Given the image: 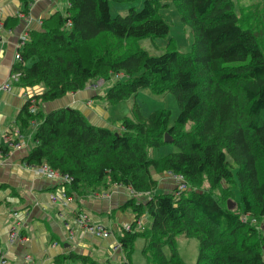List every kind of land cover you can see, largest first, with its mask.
<instances>
[{"label": "trees", "instance_id": "1", "mask_svg": "<svg viewBox=\"0 0 264 264\" xmlns=\"http://www.w3.org/2000/svg\"><path fill=\"white\" fill-rule=\"evenodd\" d=\"M109 1L67 0L64 13L43 18L41 28L29 30L17 48L21 59L11 68L18 73L17 84L43 86L26 98L16 117L20 131L36 123L24 162L68 175L64 184L80 195L112 184L151 191L157 183L151 169L181 174L184 190L125 202L134 219L147 215L150 222L122 229L121 250L130 254L134 241L142 238L141 264H186L176 246L180 235L198 240L196 264H264V232L240 215L264 216L263 32L240 22L233 0H173L191 29L190 50L150 54L139 40L168 35L161 11L166 0H111L142 2L115 15ZM16 20L7 17L3 24ZM112 72L123 77L103 95L108 102L124 100L142 87L155 94L169 91L180 107L174 123L169 124L165 108L146 116L134 105L135 118L123 117L120 130L91 123L75 107L41 108ZM188 122L193 126L185 129ZM165 133L176 150L150 156L149 149L167 144ZM204 176L206 188L200 187ZM216 189L236 201L221 198ZM228 200L240 210L229 208ZM68 258L86 261L74 254Z\"/></svg>", "mask_w": 264, "mask_h": 264}, {"label": "crops", "instance_id": "2", "mask_svg": "<svg viewBox=\"0 0 264 264\" xmlns=\"http://www.w3.org/2000/svg\"><path fill=\"white\" fill-rule=\"evenodd\" d=\"M27 1L0 0V145L6 148L0 149V255L6 260L5 264H111L110 260L122 259V250L113 248L121 234L117 228L124 222H131L135 215L130 208L124 207L129 199L125 189L111 185L101 192L80 195L69 184L36 173L23 159L34 145L32 135L36 123L26 136L18 139V146L6 141V136H11L15 130L16 117L26 96L39 90L17 83L9 89L1 87L17 62L14 54L18 37L24 31L40 29L43 18L56 11L64 12L67 6V0ZM24 8H27L25 13ZM7 17H17V20L11 26H4ZM93 96L92 91L78 90L59 99V105L80 109L91 123L110 125L108 114L103 113L104 108ZM10 127L12 131L8 134ZM80 210L85 211L92 222L112 229V233L102 237L78 228L74 216ZM15 211L21 224L18 236L11 241L9 230ZM68 231L72 232L71 237ZM69 254L84 256L86 261L70 259ZM144 261L142 255L141 260L126 263Z\"/></svg>", "mask_w": 264, "mask_h": 264}, {"label": "rangeland", "instance_id": "3", "mask_svg": "<svg viewBox=\"0 0 264 264\" xmlns=\"http://www.w3.org/2000/svg\"><path fill=\"white\" fill-rule=\"evenodd\" d=\"M64 0H61V2ZM235 3V9L240 17V22L245 26H257V29L261 32L260 34L262 36V41L264 45V0H233ZM167 5L161 8V11L164 15V18L169 24V33L165 37H155V38H143L139 40V46L146 49L150 54H159L165 50H178L182 52H186L190 50L191 43H192V32L189 26L183 24V22L180 19V15L177 12L175 5L173 3V0H166ZM110 4V12L112 15L115 14H124L127 9L131 6H135L136 8H140L142 6L141 1H134V2H114L109 1ZM65 12V11H64ZM62 12V13H64ZM25 32V31H24ZM22 32L20 35H24L26 33ZM19 35V36H20ZM170 39V40H169ZM19 37L17 40V44H19ZM110 77L107 79H103L102 77H97L94 80L88 81V83L85 85L84 88L81 90H89L93 92V97H95L96 103L101 105L105 112L108 114V122L110 125H103L108 126L114 130H120L121 124L120 121L123 117H129V118H135V115L132 111V107L134 105H137L139 110L143 115H150L153 112H156L160 109H169L170 110V120L169 124L174 123L175 118L177 117L180 107L178 104V101L174 94L172 92H163L160 94L153 93L148 87H142L139 88L138 91L131 95L130 97L121 100L117 103H110L107 101L106 98L103 97L107 89L112 86L114 83H116L120 78L123 77L122 73H114L112 72ZM43 86L35 85L31 88H35L36 90L41 89ZM72 93V92H70ZM67 93V94H70ZM66 94V95H67ZM64 95V96H66ZM63 96V97H64ZM61 97V98H63ZM59 98V99H61ZM59 99L50 101L47 103H42L41 108L46 112L49 111L52 108L59 107ZM193 126V122H188L185 125V129H189ZM15 126V130H16ZM33 127L31 124L27 128H25L23 131L18 130L22 135L26 136L29 132V128ZM13 130V134L10 136L11 139L15 140H21L22 137L14 138L16 136V131ZM176 150V147L171 144H163L159 147H155L152 149H149V155L153 157H159L162 156L170 151ZM151 173L156 180L155 188H153L151 191L147 190H138L136 191L135 198L136 199H143L148 198L153 193H159V192H167L171 189L175 188V185L177 184V179L174 177V174L170 171H163L160 173H157L154 169H151ZM186 182V181H185ZM187 184V183H186ZM202 188L209 187V182L207 180V177L204 176L203 180L200 184ZM111 186V185H110ZM113 187H122L125 189L126 195H128V190H126V187L123 185L118 184H112ZM174 187V188H173ZM238 190L235 189V196L238 197ZM216 193L221 198H232L233 201H236V198L232 196L230 193H223V190L216 189ZM235 208L238 207V204L235 202L233 204ZM239 209V207H238ZM240 210V209H239ZM14 216V219L12 221V225L19 226L18 224H21V219L18 213L15 211L12 213ZM76 215V214H75ZM241 218L244 221H247L253 225H255L261 232H264V216L260 218H254V215H249L245 213H241ZM75 218V216H74ZM143 217H140L142 220ZM145 222L143 223L144 226H148V222H150V216L145 217ZM143 222V220H142ZM118 234L122 232L121 225L117 228ZM11 230H9V236H10ZM68 236H72V232L68 231ZM143 239L137 238L132 247V252L128 255L124 253V251L121 252V258L117 261L110 260L111 264H124L126 261L131 260V262H135L137 260L142 259V253L140 251V248L142 246ZM198 240L194 237H184V236H177L176 237V246L178 248L179 255L182 257L184 262L186 264H196L197 255H198ZM164 251L166 254H169L168 247L164 248Z\"/></svg>", "mask_w": 264, "mask_h": 264}, {"label": "built area", "instance_id": "4", "mask_svg": "<svg viewBox=\"0 0 264 264\" xmlns=\"http://www.w3.org/2000/svg\"><path fill=\"white\" fill-rule=\"evenodd\" d=\"M24 33H26V34H24V35L22 34L19 36L20 42H19V44H17L18 49L28 39L27 32H24ZM18 49H16L15 54H14V58L16 61H19L21 59V56L19 54ZM18 77H19L18 73H14V72L10 73L8 80H6L4 83H2L1 87L3 89H9L13 83H17ZM31 95L32 94L27 95L26 98H30ZM30 109H31V111H33L32 106H30ZM15 131L17 134L16 135L17 138L19 136L22 137V134L18 131L17 128ZM6 141L9 144H12L14 146L19 145V143H18L19 141L17 140L18 142H14L13 139L10 138V135L6 136ZM33 168L36 171V173H38V174H42V175H46L48 177L56 178V179H59L60 181H63V182H69L71 179L68 175H63L59 171L51 169L46 164H40V165L34 166ZM174 177L178 180L177 184L175 185V188H174L176 193L187 188V184L184 180V177L181 174H174ZM126 190H128V197L135 198V195L137 194L136 190H134L132 187H129V186H126ZM74 222L78 228L89 231L90 233L95 234L97 236L106 237L112 233V229L106 227L104 224H102L100 222H92L90 220L89 215L85 211H82V210H80L76 213L75 218H74ZM18 225L20 226V223ZM133 227H136V228L142 227V220L140 218H135L131 222H124L121 225V228L123 230H127V231L132 230ZM10 230H11V233H10L9 239L12 241L18 236V226L12 225ZM113 248L121 251V245L118 242V240L115 241ZM5 263H6V260L4 259L3 255H0V264H5ZM124 264H128V263L125 262Z\"/></svg>", "mask_w": 264, "mask_h": 264}, {"label": "water", "instance_id": "5", "mask_svg": "<svg viewBox=\"0 0 264 264\" xmlns=\"http://www.w3.org/2000/svg\"><path fill=\"white\" fill-rule=\"evenodd\" d=\"M66 107H69V106H66ZM164 141L165 142H167V143H169V142H171L172 141V137L170 136V134H168V133H165L164 134ZM231 201L230 200H228V207L229 208H231V207H233L234 205V203L232 202V203H230Z\"/></svg>", "mask_w": 264, "mask_h": 264}]
</instances>
